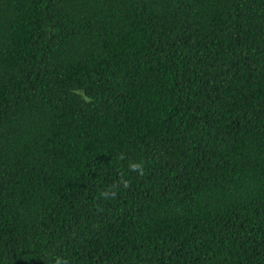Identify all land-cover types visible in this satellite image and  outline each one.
Masks as SVG:
<instances>
[{"label":"trees","instance_id":"trees-1","mask_svg":"<svg viewBox=\"0 0 264 264\" xmlns=\"http://www.w3.org/2000/svg\"><path fill=\"white\" fill-rule=\"evenodd\" d=\"M57 258L264 264V0H0V264Z\"/></svg>","mask_w":264,"mask_h":264},{"label":"clouds","instance_id":"clouds-1","mask_svg":"<svg viewBox=\"0 0 264 264\" xmlns=\"http://www.w3.org/2000/svg\"><path fill=\"white\" fill-rule=\"evenodd\" d=\"M79 94V93H77ZM86 102L90 99L88 97H82ZM124 155L121 154L119 159H124ZM129 171L137 173L138 176H144L145 175V167L143 162H132L128 165ZM130 188V180L123 178V175H121V178L119 179L118 183H114L110 185L107 189L101 190L99 193V198H101L104 201H108L111 199H115L118 192L122 190H127ZM56 264H67L66 261H62L60 258H57Z\"/></svg>","mask_w":264,"mask_h":264}]
</instances>
